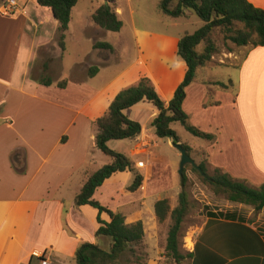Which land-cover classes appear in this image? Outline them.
Masks as SVG:
<instances>
[{"label":"crops","instance_id":"0c3cea01","mask_svg":"<svg viewBox=\"0 0 264 264\" xmlns=\"http://www.w3.org/2000/svg\"><path fill=\"white\" fill-rule=\"evenodd\" d=\"M248 1L264 10V0ZM16 2L19 8L15 14L0 12V64L4 70L0 71V264H37L39 256L49 259L51 264H75L74 253L81 243H107L106 238L95 237L97 209L89 205L77 206L74 202L88 176L110 161L108 156L105 159L95 149L94 121L108 109L122 88L137 83L141 75L150 78L155 90L166 102L172 98L187 70L186 63L177 55V44L180 36L188 32L180 28L177 21L180 17H187L189 12L185 9L184 15L176 18L159 12L155 17L146 18L140 14L135 0H115V12L122 21V27L118 31H108L97 26L90 17L103 0H90L86 15L83 11L78 13L81 19L88 16L89 23L86 21V27H77L75 30L80 31L77 33L72 28L77 0L61 47L58 22L50 11L38 6L34 0ZM129 30L137 47L132 64L114 74L108 72L105 80L96 83L94 80L101 70L116 60L117 50L112 37L116 35L122 39L123 35L129 34ZM71 31L76 37L70 39ZM2 33L6 39L3 43ZM84 35L88 37L86 52L77 54L66 65L67 45L70 43L79 47ZM7 42L13 43L14 48L4 46ZM98 42H106L110 48L95 47ZM251 47L244 60L233 65L239 66L236 84L228 82L226 87L217 85V80L207 79L200 73L202 69L198 70L186 87L182 108L190 124L213 135V139H208L211 142L218 139L212 129L222 132L226 126L232 133L230 140L241 134L242 139L234 143L237 157L242 160L238 172H235L238 163L235 156L231 159L230 169L226 163L209 161L206 149L200 148L205 150L210 167L219 168L248 186L258 187L264 182V45ZM9 52L12 58L7 55ZM94 66L97 72L89 76L88 70ZM50 67L56 73L59 67H67L69 76L57 78L53 74L48 75ZM135 67L138 68L134 70ZM33 68L36 74L32 72ZM44 79L52 83L45 85L41 82ZM60 80L66 81L64 87L57 86ZM213 84L223 91H232L230 99L218 97L220 92L216 91L215 98L206 101ZM189 99L199 102L200 121L194 118L193 112L187 111ZM222 109H227L228 114L224 115ZM142 111L148 115L143 116ZM124 113L141 125L140 134L131 141L134 151L145 155L146 162L129 159L136 164L142 162L138 171L154 162L160 163L162 159L149 151L157 144L158 138L151 125L158 113L156 107L148 101H140L125 109ZM121 144H125V139L107 142L118 152ZM219 154L226 156L223 149L219 150ZM164 166L166 168L167 163ZM142 176V185L130 193L127 187L133 173L127 170L115 172L96 188L93 198L97 201V198L101 199L98 202L112 211H121L126 223L141 220L145 238L141 209L145 207L147 180ZM68 188L73 191L69 202L64 195ZM101 193L107 195L105 200L100 197L103 196ZM111 200L116 201L114 207H110ZM240 214L245 217L244 212ZM248 215L245 224L262 228L264 235V224L251 220ZM99 217L105 222L110 220L106 212H101ZM153 219L160 225L155 215ZM168 219L170 214L166 222ZM220 222H223L220 218L209 220L207 217L190 252L199 242L200 247L223 253L225 238L218 230ZM167 231L162 238L163 245L151 234L155 254L150 256L148 253L146 264H161ZM144 243L147 246L145 240ZM224 264H264V257L238 255L228 257Z\"/></svg>","mask_w":264,"mask_h":264},{"label":"trees","instance_id":"16d2710c","mask_svg":"<svg viewBox=\"0 0 264 264\" xmlns=\"http://www.w3.org/2000/svg\"><path fill=\"white\" fill-rule=\"evenodd\" d=\"M34 1L38 6L50 11L58 22L59 41L63 47L64 32L68 27L72 8L77 0ZM174 1H176L175 4ZM185 9H192L202 20L203 25L193 33H184L179 38L177 55L186 63L187 70L172 98L166 102L157 93L150 78L141 75L137 83L122 88L108 109L94 121L96 126L95 145L110 158V161L88 176L75 195L74 202L77 206L89 205L97 209L98 227L95 231V237L97 239L106 238L109 242L106 247L99 242L81 243L74 253L75 264H115L126 251L138 260L142 255L140 249L143 244L146 245L141 220L126 223L121 211H112L93 198L96 188L118 171L127 170L133 173V180L127 190L133 192L142 185L144 178L136 170L134 162L107 145L109 140L135 138L140 134V123L129 118L124 110L140 101H148L158 111L151 121L158 138H170L172 143H180V137L171 127L172 123L178 122L193 136L211 140L213 139L212 134L205 133L189 123L182 103L185 99L186 87L192 82L197 71L205 68L216 51V46L210 39L212 30L215 28L222 29L225 34L224 38L238 46L249 43L254 46L264 45V10L254 6L248 0H159L158 2L159 12L172 18L183 16ZM90 17L97 26L108 31H118L122 27V21L115 12V0H103V3L91 12ZM202 42L205 43L203 48L197 50V46ZM101 46L110 48L106 42L95 44V47ZM96 72L97 67H90L88 75L93 76ZM41 82L45 85L52 83L49 79L41 80ZM65 82L64 80L59 81L57 86L64 87ZM216 83L223 87L227 86L222 82ZM181 145L190 155L193 148L187 142H181ZM195 150L196 153L200 152L206 158L204 149L197 148ZM198 166L200 170L192 165L191 168L201 176L205 183L212 187L214 192L224 193L229 202L251 206L255 211L264 209V185L251 187L240 180L233 179L219 168H214L213 174H206L205 165L200 162ZM185 182L186 174L183 170L181 172L178 204L174 208H170L166 198L157 200L154 205V213L159 223L163 222L170 214L171 223L163 252L165 258H170L175 264H182V260L186 257L190 258V264H224L228 257L238 255L255 254L264 257L263 229L246 225V218L237 210L206 212L209 220L213 218L223 220L218 226V230L225 238L222 243L223 254L200 247L199 242L195 243L191 252L183 254L179 248L180 230L190 207ZM101 212H106L109 215L110 220L108 222L100 219L99 214ZM146 254L148 256L147 251Z\"/></svg>","mask_w":264,"mask_h":264},{"label":"rangeland","instance_id":"374dc122","mask_svg":"<svg viewBox=\"0 0 264 264\" xmlns=\"http://www.w3.org/2000/svg\"><path fill=\"white\" fill-rule=\"evenodd\" d=\"M138 2V9L140 14H143L144 17H150V16H157L159 14L158 10V2L159 0H135ZM76 5V4H75ZM91 2L90 0H79L77 7L74 9V20L72 23V28L75 30L79 26H85L87 25V22L89 23V17L87 16L85 19H81L78 16V13L83 11L86 15V8H90ZM158 12V13H157ZM188 15L187 17H180L178 18V23L180 24V28H183L188 33H193L198 28H200L203 25L202 20L194 13L192 9H188ZM17 29V28H16ZM126 30V29H124ZM18 31V29H17ZM16 31V39L18 36V33ZM77 33H80L79 30H75ZM130 31V30H129ZM112 34V33H109ZM72 36H75L73 31H71L70 39ZM113 36V35H112ZM112 37V42L114 43V46L117 50L116 52V60L110 64V66L106 69L101 70L99 73V76L94 80L96 83L100 82L101 80H105V76L108 72L110 74H114L116 71L132 64L136 54H137V47L134 43L133 34L131 31L129 34L123 35L122 39L119 37ZM225 34L222 29L215 28L212 30L210 34V39L216 46V51L213 53V56L211 60L206 64L205 68L202 69L200 72L201 74L205 75V77L211 80H217V82H222L224 84H233L237 81V76L239 74L238 72V64L235 65L238 61L242 62L244 60V57L246 56L249 49H251V43L246 44L247 46H238L234 43H232L230 40H226L224 38ZM1 43L5 42V34H1ZM76 37V36H75ZM88 44V37L84 35L80 39V46H72V44L69 43L68 49H67V56L66 58V65H68L69 62H71L77 54H84L86 52ZM204 42L200 43L197 46V50H201L204 46ZM251 44V45H250ZM10 45L11 49L13 43H4V46ZM12 52V50H11ZM12 53H7L9 57L12 58ZM44 56V49L42 52ZM235 54V55H234ZM238 62V63H239ZM22 68V67H21ZM19 68V70H21ZM56 68V66L54 67ZM67 67L61 68L59 67V72H54L53 67L49 68V74H53L54 77H62L69 76V70L66 69ZM138 67H135L134 70H136ZM3 70V67L0 64V71ZM4 71V70H3ZM32 72L36 74L35 68L32 69ZM198 75H201V74ZM50 77V76H48ZM51 77L52 79L54 78ZM230 79V80H229ZM229 80V81H228ZM62 81V80H60ZM219 85V84H217ZM216 84L211 85V93L210 96L207 97V100H212L215 98V92L219 91L218 97L224 98L225 100L230 99L232 96V91H223L219 87H217ZM223 88V87H221ZM222 91V92H221ZM189 97H192L190 95ZM196 101V100H195ZM195 101L192 102V99H189L187 102V111L193 112L194 118H196L198 121H200V104L199 102L196 103ZM197 104V107H196ZM223 114H228L227 109H222ZM143 116H147L148 113L146 111H142L141 113ZM150 126V124H149ZM174 126V130L178 134V136L181 138L183 142H187L188 145L193 148L191 150L190 157L194 159L195 163L198 165V163L202 162L205 165L206 174H213L214 168L210 167L207 162L206 158L202 153L197 152V148H200V146L204 147L208 153V160L212 161L213 163H226L229 165L230 169L231 166V159L233 156L236 158V169L235 172H238L240 170L242 160H239L234 148V143H236L238 140H241V134L239 133V136L236 137V139L230 140V133L227 130V127L225 126L222 132H219L220 130H213L214 135L218 137L217 140L209 141L206 138L201 137H195L189 132H187L179 123L175 122L172 124ZM200 128V127H199ZM201 131H204L202 128H200ZM230 133V134H229ZM216 139V138H215ZM132 139H125V144H121L118 146L119 152L124 153L125 156L128 158H131L133 160H145V155L142 153H136L134 151L133 142ZM115 142V141H113ZM123 142V141H122ZM181 143V141H180ZM113 144V143H112ZM109 147V146H108ZM110 148V147H109ZM96 151L101 154L105 159H107V156H104L97 147H95ZM112 149V148H111ZM150 152L154 155L160 158L159 162H154L150 164L148 168L141 169L139 172L143 174L146 177V201H145V207L141 209V219L144 222L146 233H145V242L147 243V246L143 244V247L140 249V252H142L141 257L136 260L128 251L123 253L121 257L118 259V261L115 264H145L148 260V256L146 254V251L149 253L150 256L155 254V248L153 244L151 243V234L155 236L157 239H159V244L163 245L162 238L165 235V232L169 229V225L171 223V219H168L166 222V219L160 223V225L156 223L155 219H153L155 213H154V205L158 197L166 198L169 202V206L173 205L176 206L178 204V194L181 189V172H180V161H181V153L175 146L172 144V142H169V138H157V144L149 148ZM223 149L225 151L226 156L222 157L219 154V150ZM114 150V149H113ZM96 154V153H95ZM193 156V157H192ZM165 163H167V166L165 168ZM135 168L138 171V165L136 162H134ZM183 170L186 174V182H185V190L187 192L188 200L190 202V207L183 219L181 230H180V237H179V248L183 254H186L187 252H190V248L192 246V243L195 242L199 236L200 232L206 222L207 211L212 212H224V211H232L237 210L239 213H245L248 215V217L256 221L257 223H263L264 224V209L255 211L251 206L242 205V204H236L231 203L226 199V196L224 193L219 192L216 193L213 191L212 187L205 183L201 176L191 168V164L186 163L183 167ZM182 170V171H183ZM133 180V179H132ZM75 182V181H73ZM132 181H130L131 183ZM129 183V184H130ZM263 184H260L258 187H261ZM153 191L155 193H153ZM134 192V191H133ZM159 193V195L156 194ZM131 193V191H130ZM141 193V192H140ZM140 193H137L138 196ZM136 194V195H137ZM65 197L66 201L69 202L70 198L73 196V191L68 188V190L65 191ZM101 195H103L101 193ZM102 200H105L107 195L100 196ZM100 202L101 199L97 198ZM116 201L111 200L109 202L110 207L115 206ZM171 203V205H170ZM241 205V206H239ZM206 206V208H205ZM123 210V208H121ZM158 226V227H157ZM151 231V232H150ZM168 232V231H167ZM99 242V241H97ZM108 240L106 244H102L103 246L108 245ZM166 244V241L164 242ZM148 247V248H147ZM147 249V250H146ZM223 254V253H222ZM161 264H175L173 263V260L170 258H162L160 260ZM191 260L189 257H186L182 260V264H190Z\"/></svg>","mask_w":264,"mask_h":264},{"label":"built area","instance_id":"2783aa9c","mask_svg":"<svg viewBox=\"0 0 264 264\" xmlns=\"http://www.w3.org/2000/svg\"><path fill=\"white\" fill-rule=\"evenodd\" d=\"M18 4L16 0H1L0 2V12L5 15H13L18 11ZM137 165L140 167L142 166V162L137 163ZM39 256L38 254H35ZM37 264H51L50 260L39 256Z\"/></svg>","mask_w":264,"mask_h":264},{"label":"water","instance_id":"95a60500","mask_svg":"<svg viewBox=\"0 0 264 264\" xmlns=\"http://www.w3.org/2000/svg\"><path fill=\"white\" fill-rule=\"evenodd\" d=\"M104 3H106V1H104ZM173 145L181 153L180 172H182L183 167H184V165L186 163H189L192 166H194L195 168H197L198 170H200V167L195 163L194 159L191 158L190 155L187 154L186 150L183 148V146L181 145V143H173Z\"/></svg>","mask_w":264,"mask_h":264}]
</instances>
